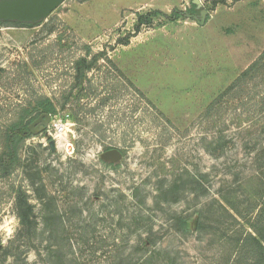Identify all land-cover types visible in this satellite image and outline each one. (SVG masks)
Wrapping results in <instances>:
<instances>
[{
	"label": "rangeland",
	"instance_id": "1",
	"mask_svg": "<svg viewBox=\"0 0 264 264\" xmlns=\"http://www.w3.org/2000/svg\"><path fill=\"white\" fill-rule=\"evenodd\" d=\"M155 10L188 14L134 34ZM87 47L107 57L76 84ZM263 51L264 0H66L40 24L0 22L1 119L30 95H70L0 173V264H53L56 250L62 264H254L264 87H230ZM113 148L123 157L106 163Z\"/></svg>",
	"mask_w": 264,
	"mask_h": 264
},
{
	"label": "trees",
	"instance_id": "2",
	"mask_svg": "<svg viewBox=\"0 0 264 264\" xmlns=\"http://www.w3.org/2000/svg\"><path fill=\"white\" fill-rule=\"evenodd\" d=\"M238 1V0H237ZM159 14L164 15L169 21H176L181 17H186L187 12L174 10L171 15L164 13L160 10H155L146 15L138 17V23L135 27V33L140 32L145 24L153 21V18ZM19 23V22H17ZM23 25L34 26V24L21 23ZM40 24V23H39ZM134 36V35H132ZM125 37L121 44L127 46L130 44V38ZM86 56H81L74 61V79L76 84H81L88 72L94 69L99 60L107 57L104 51L93 53L87 47ZM90 56V57H89ZM23 68L28 71L29 64L23 62ZM250 84L254 87L262 85L264 87V51L230 87L234 88H247ZM70 99V95L66 96L61 103H55L52 97L46 95H30L24 102H20L15 106L14 117L4 121L0 117V173L7 175L11 173L20 164L21 150L23 149L27 138L31 135L29 126L38 119L42 114L48 113L51 116L57 114L58 105L62 108L65 107ZM264 154V148H263ZM19 217L21 222V238L28 236L32 232L34 222L31 220L34 208L28 203L26 194L18 197ZM259 223L264 220V201L257 215ZM258 221L254 224L251 223L252 229L255 234L249 233L245 239L257 251L254 264H264V225H259ZM58 250L51 252V258L54 259L53 264H62V258Z\"/></svg>",
	"mask_w": 264,
	"mask_h": 264
},
{
	"label": "water",
	"instance_id": "3",
	"mask_svg": "<svg viewBox=\"0 0 264 264\" xmlns=\"http://www.w3.org/2000/svg\"><path fill=\"white\" fill-rule=\"evenodd\" d=\"M66 0H0V22L14 21L19 23L37 24L46 20L51 13L61 6ZM207 11L203 10L205 20ZM51 115L42 114L30 126V132L39 127L48 125ZM55 147V141H51ZM123 157L122 152L113 148L101 154L103 161L109 164H117Z\"/></svg>",
	"mask_w": 264,
	"mask_h": 264
},
{
	"label": "built area",
	"instance_id": "4",
	"mask_svg": "<svg viewBox=\"0 0 264 264\" xmlns=\"http://www.w3.org/2000/svg\"><path fill=\"white\" fill-rule=\"evenodd\" d=\"M54 126H55L54 128H55L56 130H58L59 132H62V131H63V130H62L63 128H62V125H61V124H60V125H59V124H55ZM57 135H58V134H57Z\"/></svg>",
	"mask_w": 264,
	"mask_h": 264
},
{
	"label": "flooded vegetation",
	"instance_id": "5",
	"mask_svg": "<svg viewBox=\"0 0 264 264\" xmlns=\"http://www.w3.org/2000/svg\"><path fill=\"white\" fill-rule=\"evenodd\" d=\"M109 150H110V149H109ZM106 151H107V150H106ZM120 151H121V150H120ZM121 152H122V154H124L123 151H121Z\"/></svg>",
	"mask_w": 264,
	"mask_h": 264
}]
</instances>
